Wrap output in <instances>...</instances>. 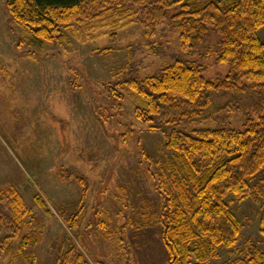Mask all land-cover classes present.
I'll return each mask as SVG.
<instances>
[{"label":"rangeland","instance_id":"obj_1","mask_svg":"<svg viewBox=\"0 0 264 264\" xmlns=\"http://www.w3.org/2000/svg\"><path fill=\"white\" fill-rule=\"evenodd\" d=\"M125 23L68 35L63 44L40 48L11 20L6 0H0V243L13 235L5 190L14 188L34 213L32 232L42 237L35 249L37 264H56L70 240L91 264H167L160 222L164 199L156 181L171 158L165 149L169 132L242 130L248 118H256V107L264 108L259 88L223 93L214 96L210 121L149 132L135 118L136 102L118 84L159 75L176 60L197 62L211 80L227 76L231 66L215 63L213 30L192 54L181 48L169 21L151 34ZM114 33L117 41L111 40ZM258 37L264 40V27ZM253 85L244 81L239 87ZM116 89L124 96L120 110L112 96ZM250 185H264V170ZM36 195L51 216L39 207ZM258 195L259 201L243 202L227 196L243 226L237 254L222 249L204 264L244 259L250 239L264 252L259 229L264 197ZM76 214L78 225L71 229L68 220ZM10 261L0 254V264Z\"/></svg>","mask_w":264,"mask_h":264},{"label":"trees","instance_id":"obj_2","mask_svg":"<svg viewBox=\"0 0 264 264\" xmlns=\"http://www.w3.org/2000/svg\"><path fill=\"white\" fill-rule=\"evenodd\" d=\"M6 7L11 20L40 48L63 44L68 35L106 25L118 27L122 20L125 25H140L148 34L169 21L181 48L196 54L213 30L217 36L214 61L231 66L224 78L207 79L202 65L176 60L159 75L130 78L117 85L136 102L135 118L149 132L210 121L215 95L256 88L264 91V40L258 37L264 27V0H6ZM111 40H118L115 33ZM244 81L254 85L240 88ZM112 96L120 110L123 94L116 89ZM255 115L245 121L242 130L222 127L199 129L194 134L177 129L169 132L165 149L171 158L156 181V190L164 199L160 222L167 264H204L218 258L222 249L237 254L234 248L243 226L226 198L231 194L243 202L249 198L259 201L258 194L264 197V185H250L264 170V108L257 106ZM5 192L13 235L0 243V254L10 256V264L20 259L37 264L35 249L42 237L32 232L34 213L16 189ZM35 200L52 215L39 195ZM68 221L71 229L77 228L78 214ZM259 229L264 237V202ZM56 264L91 263L70 240ZM233 264H264V252L250 239L245 258Z\"/></svg>","mask_w":264,"mask_h":264}]
</instances>
